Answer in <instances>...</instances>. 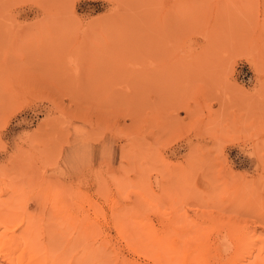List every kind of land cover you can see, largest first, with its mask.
<instances>
[{"label":"rangeland","instance_id":"obj_1","mask_svg":"<svg viewBox=\"0 0 264 264\" xmlns=\"http://www.w3.org/2000/svg\"><path fill=\"white\" fill-rule=\"evenodd\" d=\"M263 256L264 0H0V264Z\"/></svg>","mask_w":264,"mask_h":264},{"label":"bare ground","instance_id":"obj_2","mask_svg":"<svg viewBox=\"0 0 264 264\" xmlns=\"http://www.w3.org/2000/svg\"><path fill=\"white\" fill-rule=\"evenodd\" d=\"M123 226H124V224H123ZM122 227V226H121ZM124 228V227H123ZM136 228V227H135ZM136 229H138V228H136ZM123 230V229H122ZM125 230V229H124ZM127 231H129V229L128 228H126V232ZM129 234V233H128ZM158 244H159V242H157ZM165 247H167V248H171V246L170 245H165ZM264 257V256H263ZM259 258V257H258ZM257 258V259H258ZM257 259H255L254 261H252V262H257L256 260ZM261 259V258H260ZM258 262H260V263H258ZM256 264H264V258L263 259H261V261H258Z\"/></svg>","mask_w":264,"mask_h":264}]
</instances>
